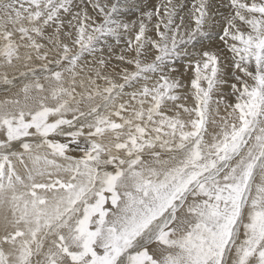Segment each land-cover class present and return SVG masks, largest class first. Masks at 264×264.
I'll use <instances>...</instances> for the list:
<instances>
[{"label":"snow or ice","instance_id":"snow-or-ice-1","mask_svg":"<svg viewBox=\"0 0 264 264\" xmlns=\"http://www.w3.org/2000/svg\"><path fill=\"white\" fill-rule=\"evenodd\" d=\"M0 92V264H264V0H0Z\"/></svg>","mask_w":264,"mask_h":264},{"label":"bare ground","instance_id":"bare-ground-1","mask_svg":"<svg viewBox=\"0 0 264 264\" xmlns=\"http://www.w3.org/2000/svg\"><path fill=\"white\" fill-rule=\"evenodd\" d=\"M158 1V0H157ZM159 3L160 2H163V1H158ZM177 2V1H176ZM179 2H180V0H179ZM154 3H156V1L154 2ZM88 11H89V13L91 14L92 13V9H91V7L89 6V8H88ZM137 14V13H136ZM134 15V14H133ZM133 15H130L128 18L129 19H134L133 18ZM134 17H136V16H134ZM126 39V38H125ZM105 40V39H104ZM106 40H108L107 38H106ZM115 40V39H114ZM103 41V40H102ZM101 43V42H100ZM107 43V42H106ZM112 43L113 44H109V46H111L112 48H113V52L111 53V55H112V58L114 59V57H116V56H118V55H120L121 54V51H122V49H124V42L122 41L121 43H119V44H116V41L115 42H113L112 41ZM107 45V44H106ZM102 46V45H101ZM108 45H107V47H104V49H105V55L106 54H109L108 52H107V48L109 47ZM99 47V46H98ZM103 52V53H104ZM99 54H102V53H98V55ZM87 59H91V57H86ZM150 59V58H149ZM116 60V59H115ZM182 60V59H181ZM184 60V59H183ZM185 62V60L183 61V62H178V63H176V67L177 68H179L180 66H181V64H183ZM110 63H111V65H113V66H119L120 65V61H110ZM2 95H3V93L2 92H0V98H2ZM223 110V109H222ZM221 110V111H222Z\"/></svg>","mask_w":264,"mask_h":264},{"label":"rangeland","instance_id":"rangeland-1","mask_svg":"<svg viewBox=\"0 0 264 264\" xmlns=\"http://www.w3.org/2000/svg\"><path fill=\"white\" fill-rule=\"evenodd\" d=\"M155 1H156V3H159L158 1H163V0H158V1H157V0H151V3L155 4V3H154ZM176 1L179 2V0H174V2H176ZM180 2H182V0H180ZM86 3H87V0H85V4H86ZM160 3H162V2H160ZM88 8H89V6H88ZM133 14H134V15H133ZM133 14H132V15H133V18H135L134 16L138 15V13L136 14L135 12H134ZM125 38L127 39V37H124V38L121 39V42H122V41L124 42V45H123L124 48H125V46H126V45H125V40H126ZM107 39H108V40H106V39H105V40L102 39L103 41H102V40L100 41L101 43L98 45L99 48H104V47H107V45L109 46V44H110V45L113 44L112 41L115 42L114 38L108 37ZM106 42H107V43H106ZM121 42H120V43H121ZM106 44H107V45H106ZM116 44H117V43H116ZM101 45H102V46H101ZM102 55H104V56L107 57L109 54H106V55H105V52H104V53H102ZM111 61H114V62H115V61H118V60H115V57H114V59L112 58ZM183 61H184L183 59H182V60H181V59H178V60L176 61V63H178V62H183ZM222 109H223V106H221V110H222ZM221 114H223V110L221 111ZM209 127L211 128V125H209Z\"/></svg>","mask_w":264,"mask_h":264}]
</instances>
